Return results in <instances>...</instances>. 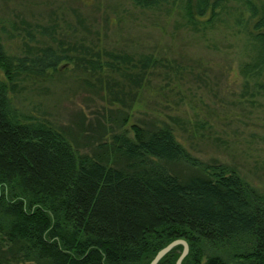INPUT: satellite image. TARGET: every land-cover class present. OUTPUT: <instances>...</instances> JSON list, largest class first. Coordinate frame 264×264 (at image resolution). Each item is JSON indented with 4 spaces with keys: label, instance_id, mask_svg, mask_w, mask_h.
I'll use <instances>...</instances> for the list:
<instances>
[{
    "label": "rangeland",
    "instance_id": "obj_1",
    "mask_svg": "<svg viewBox=\"0 0 264 264\" xmlns=\"http://www.w3.org/2000/svg\"><path fill=\"white\" fill-rule=\"evenodd\" d=\"M252 1L264 13V0ZM226 2L224 12L194 27L178 5L0 0L8 54L49 45L69 57L44 75L21 76L7 92L10 108L95 157L114 134L132 136L131 125L169 127L198 163L159 161L171 174L186 180L201 174L199 164H221L264 195V32L255 39L257 18L243 3ZM92 59L111 68L94 70Z\"/></svg>",
    "mask_w": 264,
    "mask_h": 264
},
{
    "label": "trees",
    "instance_id": "obj_2",
    "mask_svg": "<svg viewBox=\"0 0 264 264\" xmlns=\"http://www.w3.org/2000/svg\"><path fill=\"white\" fill-rule=\"evenodd\" d=\"M130 1L178 5L191 26L227 9V0ZM236 1L257 18L254 37L263 39L264 13L252 0ZM68 59L49 45L10 55L0 37V264H149L178 239L189 248L181 264H264V195L221 164H199L201 174L186 180L171 174L159 161L198 163L169 127L131 125L132 136L114 134L95 157L11 110L7 92L21 76L44 75ZM181 250L158 264H175Z\"/></svg>",
    "mask_w": 264,
    "mask_h": 264
},
{
    "label": "water",
    "instance_id": "obj_3",
    "mask_svg": "<svg viewBox=\"0 0 264 264\" xmlns=\"http://www.w3.org/2000/svg\"><path fill=\"white\" fill-rule=\"evenodd\" d=\"M176 246H182V251L175 262V264H181L184 258L187 256L188 250H189L188 244L186 243V241L181 240V239L174 240L170 242L169 244H167L162 249H160L156 253V255L153 257V259L150 261L149 264H158L159 261Z\"/></svg>",
    "mask_w": 264,
    "mask_h": 264
}]
</instances>
